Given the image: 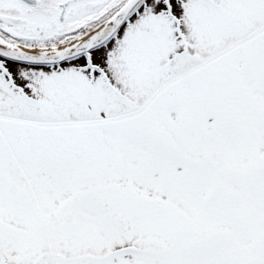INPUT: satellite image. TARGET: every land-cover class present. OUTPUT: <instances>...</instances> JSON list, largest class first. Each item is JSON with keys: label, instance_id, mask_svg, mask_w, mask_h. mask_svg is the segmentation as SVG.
Masks as SVG:
<instances>
[{"label": "snow or ice", "instance_id": "6c2138e0", "mask_svg": "<svg viewBox=\"0 0 264 264\" xmlns=\"http://www.w3.org/2000/svg\"><path fill=\"white\" fill-rule=\"evenodd\" d=\"M0 264H264V0H0Z\"/></svg>", "mask_w": 264, "mask_h": 264}]
</instances>
